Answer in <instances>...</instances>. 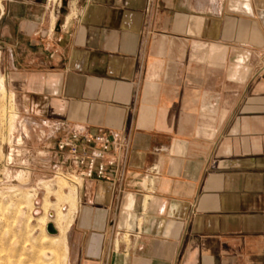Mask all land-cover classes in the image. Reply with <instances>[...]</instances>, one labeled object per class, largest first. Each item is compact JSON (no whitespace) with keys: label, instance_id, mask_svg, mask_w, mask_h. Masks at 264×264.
I'll return each instance as SVG.
<instances>
[{"label":"crops","instance_id":"0c3cea01","mask_svg":"<svg viewBox=\"0 0 264 264\" xmlns=\"http://www.w3.org/2000/svg\"><path fill=\"white\" fill-rule=\"evenodd\" d=\"M263 54L264 0H0L44 147L128 144L120 186H74L66 264H264Z\"/></svg>","mask_w":264,"mask_h":264},{"label":"rangeland","instance_id":"374dc122","mask_svg":"<svg viewBox=\"0 0 264 264\" xmlns=\"http://www.w3.org/2000/svg\"><path fill=\"white\" fill-rule=\"evenodd\" d=\"M55 158L0 75V264H66L74 185L53 177Z\"/></svg>","mask_w":264,"mask_h":264},{"label":"built area","instance_id":"2783aa9c","mask_svg":"<svg viewBox=\"0 0 264 264\" xmlns=\"http://www.w3.org/2000/svg\"><path fill=\"white\" fill-rule=\"evenodd\" d=\"M264 74V54L257 75ZM54 178H62L77 186L83 179H97L120 186L128 152L127 142H119L107 133L92 136L71 134L54 147Z\"/></svg>","mask_w":264,"mask_h":264},{"label":"water","instance_id":"95a60500","mask_svg":"<svg viewBox=\"0 0 264 264\" xmlns=\"http://www.w3.org/2000/svg\"><path fill=\"white\" fill-rule=\"evenodd\" d=\"M46 231L48 234L55 235L56 231L52 224H47Z\"/></svg>","mask_w":264,"mask_h":264},{"label":"bare ground","instance_id":"6f19581e","mask_svg":"<svg viewBox=\"0 0 264 264\" xmlns=\"http://www.w3.org/2000/svg\"><path fill=\"white\" fill-rule=\"evenodd\" d=\"M47 232V231H46ZM49 235H51V234H49Z\"/></svg>","mask_w":264,"mask_h":264}]
</instances>
